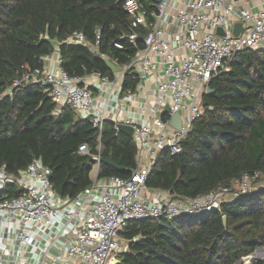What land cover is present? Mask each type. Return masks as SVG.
<instances>
[{
  "label": "trees",
  "instance_id": "trees-1",
  "mask_svg": "<svg viewBox=\"0 0 264 264\" xmlns=\"http://www.w3.org/2000/svg\"><path fill=\"white\" fill-rule=\"evenodd\" d=\"M129 25L123 0H0V169L17 174L40 159L50 170L53 188L61 186L64 197L75 198L91 184L90 158L77 153L86 144L90 154L100 155V178L130 177L136 169V148L124 131L106 123L99 134L88 119L76 117L68 107L53 116L54 103L39 86H21L6 94L23 73L42 67V58L54 51L52 42L59 44L61 68L70 77L92 72L112 77L99 55L62 42L80 32L94 43L98 30V53L123 66L136 52L122 38ZM115 42L123 49L114 48ZM134 77L126 71L122 90H135ZM209 88L212 92L203 95L205 106L181 143V152L158 155L146 178L147 188L194 199L230 188L243 175L264 177V52H239L230 70L213 78ZM108 159L124 171L105 164ZM121 236L128 250L117 264H236L246 257L249 261L263 256L259 251L248 257L264 247V190L194 216L134 221ZM252 264H264V259Z\"/></svg>",
  "mask_w": 264,
  "mask_h": 264
},
{
  "label": "built area",
  "instance_id": "built-area-1",
  "mask_svg": "<svg viewBox=\"0 0 264 264\" xmlns=\"http://www.w3.org/2000/svg\"><path fill=\"white\" fill-rule=\"evenodd\" d=\"M123 10L130 25L122 38L136 49L128 64L120 66L98 53V30L94 43L80 32L62 42L87 47L120 72L70 77L61 68L55 44L52 54L42 58V67L23 73L6 94L21 86H39L54 103L55 117L68 107L99 134L106 123L115 131L131 128L136 169L129 178H100V155L90 154L82 144L77 153L90 158L91 184L69 198L56 193L50 170L40 159L17 174L2 167L0 264H114L128 250L121 233L132 222L218 210L252 191L249 183L259 175L233 181L239 184L236 191L218 188L194 199L149 189L145 182L161 152H181L192 122L201 115L210 81L228 72L239 52H264V11L237 8L234 0H123ZM236 25L240 28L234 35ZM113 47L122 50L123 44L115 42ZM126 71L135 74L134 91L122 90ZM165 107L169 112L163 119ZM174 113L181 118L179 129L169 124Z\"/></svg>",
  "mask_w": 264,
  "mask_h": 264
},
{
  "label": "water",
  "instance_id": "water-1",
  "mask_svg": "<svg viewBox=\"0 0 264 264\" xmlns=\"http://www.w3.org/2000/svg\"><path fill=\"white\" fill-rule=\"evenodd\" d=\"M240 26L239 25H236L235 28H234V32L233 34L234 35H237L238 33V30H239ZM217 33L218 34H222L221 30H217ZM52 45H55V42H52ZM106 67L110 70V72L112 73H118L121 71V68L118 67V66H115L113 63H111L108 59H103ZM212 92V90L208 87L207 90H206V93L205 95H209L210 93ZM205 104L202 103V107H204ZM169 112V109L168 107H165L164 110H163V114H166ZM169 124L175 128V129H179L180 126H181V118L179 116V114L177 113H174L170 116V120H169ZM119 131H124L128 136H131V128L129 127H125V126H119L118 128ZM105 164L107 165H110L111 167H113L114 169H116L117 171L119 172H123L124 171V168L123 167H120L118 164H116L115 162H113L112 160L108 159V160H105L104 161ZM56 193L60 196H62V187L60 186L59 188L56 189ZM222 222H223V225H225V217H222ZM139 239V237L137 236L135 238V241H137ZM261 250H264V247L262 248H257L253 253H251L250 255H253L255 252L257 251H261ZM249 255V256H250ZM244 259V258H243ZM242 259V260H243ZM242 260H240L238 263H240ZM119 263L118 260H116L114 262V264H117ZM237 264V263H236Z\"/></svg>",
  "mask_w": 264,
  "mask_h": 264
},
{
  "label": "rangeland",
  "instance_id": "rangeland-1",
  "mask_svg": "<svg viewBox=\"0 0 264 264\" xmlns=\"http://www.w3.org/2000/svg\"><path fill=\"white\" fill-rule=\"evenodd\" d=\"M249 184H250V187L252 189L251 193L256 192L257 190H261V189L264 190V177L259 175V176H257V178L254 181L250 182ZM238 189H239V184H237L236 182H233V183H231L230 188L228 190H230L232 192V191H236ZM226 197H229V196L225 195V198ZM259 259L263 260L264 256H262V255H261V257L256 256V257L250 259L249 261H247L246 259H243L240 263H237V264H252L255 260H259Z\"/></svg>",
  "mask_w": 264,
  "mask_h": 264
},
{
  "label": "crops",
  "instance_id": "crops-1",
  "mask_svg": "<svg viewBox=\"0 0 264 264\" xmlns=\"http://www.w3.org/2000/svg\"><path fill=\"white\" fill-rule=\"evenodd\" d=\"M236 7H241L244 6L246 8H248L251 11L257 12V11H264V0H234ZM259 252V251H257ZM255 252V253H257ZM261 252H263V256H264V250H261ZM248 257H251L248 256ZM247 258V257H246ZM244 258V259H246ZM252 259V257H251Z\"/></svg>",
  "mask_w": 264,
  "mask_h": 264
}]
</instances>
